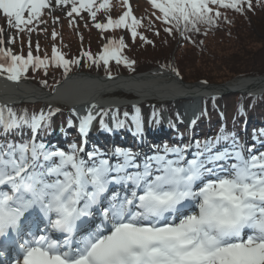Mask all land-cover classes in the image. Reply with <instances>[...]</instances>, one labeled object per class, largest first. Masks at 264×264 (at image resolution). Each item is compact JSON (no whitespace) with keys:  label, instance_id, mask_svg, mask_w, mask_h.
<instances>
[{"label":"snow or ice","instance_id":"6c2138e0","mask_svg":"<svg viewBox=\"0 0 264 264\" xmlns=\"http://www.w3.org/2000/svg\"><path fill=\"white\" fill-rule=\"evenodd\" d=\"M57 6L71 5L69 17L86 11L95 20L97 12L109 10V0H55ZM117 19L95 23L101 31L126 28L133 40L139 35L142 20L132 15L128 0ZM160 13L156 19L173 29L199 31L200 25L216 24L219 8L242 11L251 8V0H149ZM215 5L216 9L210 7ZM50 0H0V14L10 27L28 32L39 22ZM155 15V13H153ZM70 25L72 21H69ZM53 38L56 33L53 31ZM140 39L151 43L146 37ZM13 39L9 38V43ZM0 30V75L18 82L29 67L47 69L49 58L14 54L3 47ZM124 39H109L99 55L81 52L92 63L110 60L131 66L133 62L121 55ZM39 51V44H37ZM51 62L64 68L80 60H67L52 48ZM111 78V73H108ZM93 108L95 105L92 106ZM7 111L8 118L4 116ZM59 111L50 109L19 117L10 108L0 106V126L7 132L20 126L32 131L31 141L13 145L7 150L0 145V237H12L18 245V256L8 264H264V151L245 149L235 136L223 129L216 142L231 139L232 151L208 154L185 161V149L164 146V155L149 157L142 165L133 163V153L116 148L122 162L110 164L97 150L77 148L52 150L36 142L41 127H50V118ZM132 117L136 131L141 129L139 109ZM127 116V113H125ZM95 119L91 109L79 117L78 132L86 137ZM72 126V121H68ZM101 128H106L103 119ZM119 126V125H118ZM264 136V130L260 132ZM253 139H256L254 134ZM211 141L205 142V153ZM197 148L200 147L199 142ZM86 155V159L84 155ZM168 153L175 159H167ZM232 160V163L227 161ZM217 161H225L217 165ZM153 162L155 169H153ZM212 164V167H207ZM129 168L136 171L129 172ZM131 185L128 195L110 193V185ZM187 209L188 211H185ZM103 217L102 226L92 229L89 220ZM45 223L42 234L23 231L25 225ZM83 230L84 234H81ZM250 233V234H248ZM53 234H60L57 239ZM246 235V238H244ZM7 243L0 248V264H5Z\"/></svg>","mask_w":264,"mask_h":264},{"label":"trees","instance_id":"16d2710c","mask_svg":"<svg viewBox=\"0 0 264 264\" xmlns=\"http://www.w3.org/2000/svg\"><path fill=\"white\" fill-rule=\"evenodd\" d=\"M99 1L96 0V2ZM109 5L111 6L110 9L114 8L115 15L112 19L115 17L117 19L126 10L122 0H109ZM210 7L216 9L215 5H210ZM241 8L242 11L226 8L216 9L220 11L221 16L215 25L211 27L200 25L198 32L188 31L181 35L182 29L181 31L173 29L171 34L165 32V27H171V25H165L156 19L160 15L158 10L153 9L145 0H137L133 3L131 12L137 19H139L138 16L140 17L142 26L137 28L139 35L135 40L128 31L129 42H125L126 47L121 50V55L133 63L129 67L123 63L117 64L116 61L110 60L107 69H105L102 62L97 65L81 55L82 51L91 53L93 58L99 55L103 49L100 36L94 34L95 31L90 25L89 27L86 25L83 27L85 29L84 34L81 32L83 37L79 40L76 26L72 23L70 25V20H65V28L74 33V41L67 40V45L61 54L67 60L73 58L80 60L79 64L68 66L67 75L80 71L94 73L98 69V73L104 76H108L109 72L113 76L118 74L128 76L148 72L156 68L168 70L173 66L175 72L186 83L204 81L216 84L226 83L238 78L264 76V49L261 51L260 48H258L259 50L251 48L253 44H262L261 47H264V0H251V8L246 3L242 4ZM83 13L84 11H81L79 15L75 13L73 15L80 16ZM99 14L98 11L96 17ZM45 16L47 15L42 14L41 17ZM145 18L147 20L144 22L143 19ZM34 24L35 21L28 27ZM86 28L90 30L89 33L86 32ZM152 31L155 32L154 34L158 33L153 39L149 37ZM108 33L113 35L114 40L124 36L122 28L109 29ZM140 35L146 37L151 43L141 40ZM24 37L23 33L19 39L23 45L25 42ZM42 46L45 52L52 50V46L46 47L43 44ZM26 49L27 44L24 47H18L16 52L24 55L23 52ZM51 66V61H49L47 69L37 68L33 71L30 66L24 78L33 81L36 86L43 90L51 92L53 87L62 82L67 76L64 68H54L53 66L50 68ZM220 73L225 75L220 76ZM216 79H223V81L220 82ZM203 106L204 109L206 108L204 110L206 115L202 117L203 121L216 124V132L219 135L222 129L224 134L230 137L236 134L241 126V121L247 119L250 115H255V119L264 122V95L251 98L242 94H229L222 98L203 100ZM41 107V105L22 104L19 107L15 106L10 109L19 117L25 111L29 116H32ZM55 109L59 111L55 112L50 118V127L53 125L58 127L61 124L68 123L70 120L68 118L69 113L67 114L68 108L55 107L53 110ZM130 111L132 110L128 108L118 111L119 120L123 118L127 127H130L131 122L125 119V113ZM160 112L172 113L171 118H177L176 108L172 103L148 102L141 107L140 111L143 119L150 126L158 125ZM4 116L6 119L8 118L7 111L4 112ZM102 118L105 123V116ZM118 123L121 122L118 121ZM50 127H42V130H47ZM97 128L101 129V126L98 125ZM1 129H3L2 126H0V131ZM17 129L18 134H28L29 131L28 126H20Z\"/></svg>","mask_w":264,"mask_h":264},{"label":"bare ground","instance_id":"6f19581e","mask_svg":"<svg viewBox=\"0 0 264 264\" xmlns=\"http://www.w3.org/2000/svg\"><path fill=\"white\" fill-rule=\"evenodd\" d=\"M3 47L5 49H9V44H7V41H4ZM152 75L146 74L135 78L116 79L111 82H107L106 80L101 81L95 77L74 76L68 78L64 83L57 86L54 92L50 93V95H44L40 90L32 85H28L24 82H21L20 80L18 82H13L6 79V74H4L0 75V104L6 105L19 100H38L52 106L55 104H65L70 105L76 113L83 117L88 114L90 109L92 115L95 116L94 109L101 104H110L112 102L116 105L115 100H113L110 95L119 91L133 92L138 97V99H140V101L147 99H157L164 101L185 98L188 96L198 97L201 95H210L213 92L223 91L224 89L222 88L220 90H216L199 86L185 88L180 86L171 76H168L165 73L162 75L156 73ZM231 88L243 91H262L264 90V79H245L237 81L231 85ZM93 105H95L94 108L92 107ZM179 105L181 107L184 106V104H178L177 106ZM100 113L101 111H99V114ZM111 113H115V111H110L109 115L106 116V119L111 121L109 123L113 126V121L115 119L113 114L111 117ZM141 129L142 130L140 132L143 133L142 126ZM256 138L260 139L262 137L259 136ZM147 139V136L142 135L138 140L143 142L147 141ZM258 139L255 140H257V142L264 141V139ZM159 144V141L148 142L146 144L147 149L139 150L142 151L143 155L148 156V153L153 152V150H150L156 148ZM248 144H250V140L247 144H245V147H248ZM136 170L137 169L133 168L128 169L129 172ZM139 170L142 171V167H140ZM15 254H17V249H12L9 251L10 256Z\"/></svg>","mask_w":264,"mask_h":264},{"label":"rangeland","instance_id":"374dc122","mask_svg":"<svg viewBox=\"0 0 264 264\" xmlns=\"http://www.w3.org/2000/svg\"><path fill=\"white\" fill-rule=\"evenodd\" d=\"M100 2H101V0L99 2H97V5ZM131 2L134 3L136 1L135 0H128L129 5H131ZM110 7H109V10H108L107 13H105L103 10H101V11H99V13H100L99 16H97L95 18V20L89 22V20H91V18H90V16L88 15V13L86 11H84L83 15H80V16L72 15L71 17H69L67 15V13L71 10L70 4L69 5L57 6L56 3H55V0H50V6L43 10V11H45V13H43V14H46L47 16L41 17L39 19V22L35 21V24L33 26H31V28L34 29L33 31H31V32H28L27 30L22 31V32L21 31H17V29H15L14 27H10L7 24L6 18L2 14H0V30H2L3 41H5V42L7 41V44H9V49H11L14 54H19V53L15 52L18 47H24V45L27 44V49L24 50V52H23L25 56H27V53H28V50H29V46H31V50H32L33 56L39 55L41 58H44L45 56H47L49 58V61H51L52 50H49V52H47V51L45 52V50H43L42 44L45 45L46 47H48V46L51 47L52 46V48H53V46H55L56 49L60 53H62L64 51L65 46L67 45V40L74 41V37H73L74 33L68 31V29L65 28V21H63V18L71 20L72 24L76 26L77 34L79 35V36L78 35L77 36L79 37V40H81V38L83 37L81 32H83V34H84L85 29H83V27L85 25H87V27H89V25H90L95 31L94 34L96 33L98 36H100L101 30H99L96 27H94V24L95 23H106L108 17L113 18V16L115 15L114 8L110 9ZM132 9H133V7H132ZM138 18L140 19L139 16H138ZM143 20L145 22L147 19L145 18ZM122 29L124 30V36H123L124 42H129L128 30L126 28H122ZM65 30L67 31V33H65L66 32ZM53 31H55V33H56L55 38H53V35H52ZM89 31L90 30L88 28H86V32L89 33ZM23 33H24V36H25L24 37V39H25L24 45L19 40L21 35H23ZM154 33L155 32L152 31L150 33L151 36H149V37L152 38V39L154 37H156V35L158 33L157 32H156V34H154ZM103 35L104 36H100V40L103 41V43L101 42L102 45L104 43L106 44L109 39H113L114 40L113 35L109 34L108 30L107 31H103ZM10 37L13 39L12 43H9V38ZM68 37H70V38L68 39ZM61 38L63 40H61ZM37 44H39V51H37ZM141 44H143V43H141ZM17 45H18V47H17ZM185 45H187V44H185ZM261 45L260 44H253V46H251V48L253 47L252 49H256V50H259L258 48H260V50L262 51L264 49V47H261ZM19 55H21V54H19ZM51 65L54 68H59V66L52 64V62H51ZM52 66L50 68H52ZM156 69H159V68H156ZM150 71H152V69ZM26 73L24 75H22V77L26 76ZM219 75L220 76H224L225 74L220 73ZM216 80H218L220 82L223 81V79L222 80L216 79ZM26 82H27L26 84H28V85H30L31 83L34 84L33 81H31V80H27ZM216 84H221V83H216ZM115 94L116 93L110 95V97L112 99H115L113 97L121 96L120 93H117L116 95ZM17 107H19V106H17ZM52 107L55 108V107H66V106H64V104H55ZM176 108H177L176 113L178 115H180L181 106L180 105L176 106ZM41 109H43V107H41L39 109L37 114H39ZM45 113H46V111H45ZM68 113L69 112H67V114ZM102 113H103V115H105V123L104 124L106 125V128H103V130L106 131L109 134L110 133L109 130H111V128H110V124H109L108 119H106V116H108L109 113L106 112V111H102ZM112 114L113 113L110 114L111 117H112ZM165 115H168L170 117V119L174 120V118H171L172 113L168 114V113H165V112H160L159 113V118L162 120V122L165 119ZM126 117H127V119H129L131 121L130 118H132L133 116L132 115L130 116L127 113ZM131 123H132V121H131ZM112 130L114 132H116V129L114 127L112 128ZM242 130H243V126H242ZM100 138L102 140V138H105V137H100ZM261 151H263V150H261Z\"/></svg>","mask_w":264,"mask_h":264},{"label":"water","instance_id":"95a60500","mask_svg":"<svg viewBox=\"0 0 264 264\" xmlns=\"http://www.w3.org/2000/svg\"><path fill=\"white\" fill-rule=\"evenodd\" d=\"M160 74L162 75L163 73L167 74L168 76H171L176 83H178L180 86L182 87H185V88H193V87H203V88H211V89H216V90H220L222 88L223 91H217V92H213L211 93L209 96H222V95H226V94H229V93H250V92H264V90L262 91H243V90H239V89H234V88H231V85L237 81H241V80H245V79H264V76H258V77H244V78H239V79H236V80H233V81H229V82H226V83H221V84H212V83H208V82H204V81H199V82H195V83H186L180 75H178L174 68H170L168 70H152V71H148V72H145V73H138V74H135V75H129V76H125V75H122V74H118V75H111V78H109V75L108 76H104V75H100L98 73V70H96L94 73H91V72H84V71H80V72H76V73H73L69 76H67L65 78V80L62 82L64 83L68 78H71V77H78V76H83V77H95L101 81L103 80H106L107 82L108 81H114L116 79H122V78H135V77H139V76H143V75H146V74ZM153 76V75H152ZM61 83V84H62ZM60 85V84H59ZM57 85V86H59ZM56 86V87H57ZM55 87V88H56ZM54 88V90H55ZM53 90V92H54ZM52 92V93H53ZM116 93V92H115ZM118 93L121 94L120 97H113L115 99V102L116 103H122L124 102V98H131V99H135V100H138L140 101V99H138V97L133 93V92H130V91H119ZM42 94L44 95H50V93L48 92H43ZM112 95V94H111ZM208 95V94H207ZM203 96V95H201ZM200 97V96H199ZM180 99H183V98H180ZM147 100H156V101H160V100H157V99H147ZM147 100H142L140 102H143V101H146ZM177 100V99H175ZM31 101H38V100H28V101H23V100H19V101H15V102H12V103H8L6 104L7 106L8 105H17V104H20V103H24V102H31ZM111 102V101H110ZM108 103V102H107ZM112 103V102H111ZM4 104V106H6Z\"/></svg>","mask_w":264,"mask_h":264}]
</instances>
